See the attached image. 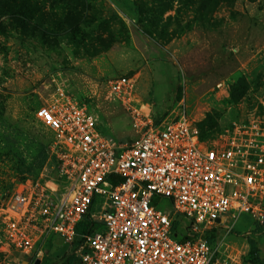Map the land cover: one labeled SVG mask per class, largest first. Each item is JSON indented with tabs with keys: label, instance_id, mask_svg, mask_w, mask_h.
<instances>
[{
	"label": "rangeland",
	"instance_id": "374dc122",
	"mask_svg": "<svg viewBox=\"0 0 264 264\" xmlns=\"http://www.w3.org/2000/svg\"><path fill=\"white\" fill-rule=\"evenodd\" d=\"M58 86L118 142L137 134V111L184 114L207 139L264 112V0H0V205L43 169L53 133L35 111ZM230 233V264H251L248 238L264 258V226L241 215ZM69 248L58 237L49 264ZM36 258L9 243L0 218V264Z\"/></svg>",
	"mask_w": 264,
	"mask_h": 264
},
{
	"label": "built area",
	"instance_id": "2783aa9c",
	"mask_svg": "<svg viewBox=\"0 0 264 264\" xmlns=\"http://www.w3.org/2000/svg\"><path fill=\"white\" fill-rule=\"evenodd\" d=\"M35 116L53 133L47 162L0 205L4 236L33 258L59 237L68 264H230L240 216L264 226V112L202 139L184 114L137 111V134L118 142L58 86Z\"/></svg>",
	"mask_w": 264,
	"mask_h": 264
},
{
	"label": "trees",
	"instance_id": "16d2710c",
	"mask_svg": "<svg viewBox=\"0 0 264 264\" xmlns=\"http://www.w3.org/2000/svg\"><path fill=\"white\" fill-rule=\"evenodd\" d=\"M43 147H44V152L41 154L39 160L40 166L45 165L48 159L47 145H44ZM85 226L86 225L84 221L80 222L77 226V231L83 232L85 230ZM175 226H176V222H175ZM248 243H249V250L247 252V261L251 264H264V258L260 254V247L258 246L256 240L254 238H248ZM51 245H52L51 243H48L46 249ZM46 249L42 256L40 264H49V256ZM73 260H74L73 258L68 257L63 261V264L71 263L73 262Z\"/></svg>",
	"mask_w": 264,
	"mask_h": 264
},
{
	"label": "water",
	"instance_id": "95a60500",
	"mask_svg": "<svg viewBox=\"0 0 264 264\" xmlns=\"http://www.w3.org/2000/svg\"><path fill=\"white\" fill-rule=\"evenodd\" d=\"M40 258H36L33 264H40Z\"/></svg>",
	"mask_w": 264,
	"mask_h": 264
}]
</instances>
